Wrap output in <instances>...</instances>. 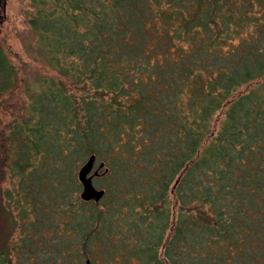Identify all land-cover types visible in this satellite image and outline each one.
Here are the masks:
<instances>
[{
	"label": "trees",
	"instance_id": "obj_1",
	"mask_svg": "<svg viewBox=\"0 0 264 264\" xmlns=\"http://www.w3.org/2000/svg\"><path fill=\"white\" fill-rule=\"evenodd\" d=\"M25 1L69 83L0 132V264H264V0ZM91 156L102 196L60 194Z\"/></svg>",
	"mask_w": 264,
	"mask_h": 264
},
{
	"label": "rangeland",
	"instance_id": "obj_2",
	"mask_svg": "<svg viewBox=\"0 0 264 264\" xmlns=\"http://www.w3.org/2000/svg\"><path fill=\"white\" fill-rule=\"evenodd\" d=\"M33 9L29 3L25 0H0V49L2 50L6 60L12 65L17 71V90L11 95H3L0 98V132L5 134L8 126L18 118L15 117L16 109H20L23 113L24 109L27 108L30 103V95L33 93H39L40 90L44 91L45 88L49 87L53 82L58 83L62 81L65 87L68 86V80L63 77L56 76L55 72L44 66L43 68L32 61L31 54L32 47L34 45L35 39L33 38L29 27L28 20L32 17ZM236 43V42H235ZM38 80V85L34 83ZM69 94H72L76 102L79 96H83V92L77 91L73 87H68ZM17 118V119H16ZM1 141V138H0ZM87 160V159H86ZM101 161L97 159L93 166L90 174L97 172L101 174L103 169H100L99 163ZM86 161L84 162V164ZM80 163L77 165V169L73 170V176L71 177L73 183H69L65 177H56L55 183L58 185L60 194L68 192V188L71 190V196L76 200V197L80 199V193L82 190L81 184L78 180V171L84 165ZM63 171H67L66 168ZM64 182L68 184L64 185ZM77 185L76 188H73ZM92 186L95 190L101 191L106 189V183L99 179H92ZM5 188L12 190L13 201L18 200L20 197V190L17 186V179L7 180L4 183ZM22 202V201H21ZM12 208H14V215H18L20 208L16 206L15 203H11ZM29 208L28 204L26 205ZM24 208V207H23ZM64 219V218H63ZM56 220L53 222V227H55L58 222H63L61 220V215L56 216ZM69 222V226H70ZM72 225V223H71ZM76 222L74 225L70 226L71 231L75 230ZM63 231V230H62ZM74 232V231H73ZM20 230H16L13 236V243L18 242L20 238Z\"/></svg>",
	"mask_w": 264,
	"mask_h": 264
},
{
	"label": "water",
	"instance_id": "obj_3",
	"mask_svg": "<svg viewBox=\"0 0 264 264\" xmlns=\"http://www.w3.org/2000/svg\"><path fill=\"white\" fill-rule=\"evenodd\" d=\"M93 164H94V158L91 156L78 171L77 177L82 187L79 197L83 201H88V200L97 201L103 194V191H97L92 186V179L93 177L97 176V172L90 174L92 171Z\"/></svg>",
	"mask_w": 264,
	"mask_h": 264
}]
</instances>
